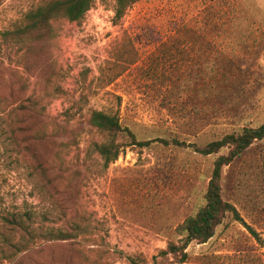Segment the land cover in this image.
<instances>
[{
  "label": "rangeland",
  "instance_id": "obj_1",
  "mask_svg": "<svg viewBox=\"0 0 264 264\" xmlns=\"http://www.w3.org/2000/svg\"><path fill=\"white\" fill-rule=\"evenodd\" d=\"M41 1L0 0V84L23 83L26 90L9 100L42 106L38 130L58 128L31 146L40 160H50L54 176L52 185L41 177L39 162L24 149L25 134L0 114V217L29 215L30 231L41 240L40 232L63 224L52 187L78 186L63 211L83 217L96 234L94 247L109 251L95 264H128L120 254L151 262L202 206L214 162L225 151L202 157L159 144L130 147L105 167L91 147L102 138L86 118L93 111L115 114L140 142L177 138L199 147L264 124V0H143L119 22L111 1L98 2L80 22L54 24L29 73L23 52L5 50L1 34ZM181 27L184 34L176 35ZM211 70L229 78V92L203 98L193 79L186 86L185 73L194 78ZM222 197L243 223L227 218L207 243L189 245L185 264H264V140L223 169ZM42 244L28 261L20 254L3 264H88L68 243Z\"/></svg>",
  "mask_w": 264,
  "mask_h": 264
},
{
  "label": "trees",
  "instance_id": "obj_2",
  "mask_svg": "<svg viewBox=\"0 0 264 264\" xmlns=\"http://www.w3.org/2000/svg\"><path fill=\"white\" fill-rule=\"evenodd\" d=\"M111 1L113 3L114 21H121L130 8L143 0H42L36 7L28 10L20 24L11 31H5L1 34V43L5 50H17V53L23 52L22 63L27 64L29 73L34 72L35 67L42 60L45 45L54 36V24L61 20L70 23L80 22L86 13L98 2L104 3ZM184 29L178 28L176 35L184 34ZM33 62V64H32ZM11 76L19 78L21 75L16 71L10 70ZM186 76L185 84L192 82L200 87V93L203 98L214 96H222L226 91L229 92V78L219 71L211 70L209 72L199 71L195 74ZM0 77L4 79L3 72ZM243 79V77H242ZM169 81L172 84V77L169 75ZM217 85L216 87H214ZM220 85V86H218ZM185 86V87H186ZM26 90L23 83L7 82L0 84V114L5 120H9L11 130H16L25 134L24 149L30 152L39 162V172L43 179L49 181L52 185L50 176H54L53 169L49 170L50 160L42 161L31 146L35 141L44 144L46 138L57 135L58 128H53L48 132L43 126L38 130L37 121L45 120L44 110L39 106L31 105L35 108H25L23 101L9 100L10 97ZM31 102V101H28ZM18 103V104H17ZM88 128L102 138L101 142L93 141L91 147L93 152L103 162L105 167L115 162L125 148L139 147L147 148L154 144L163 147H174L192 149L193 152L202 157L222 154L217 157L213 165V170L207 184L203 196V204L195 214L188 216L175 229L178 240L176 242H168L166 249L147 262L138 256L122 257L128 264H185L189 258L187 248L192 243L205 244L213 238L216 229L222 225L227 219L243 223L238 212L230 203L222 197V174L223 169L241 157L245 151L255 142L264 140V124L257 128H243L238 133H232L223 138L212 141L202 147L196 146L185 140L173 138L170 140L154 139L140 142L137 136L128 126H124V122L118 115L107 114L100 111L91 112L86 118ZM36 127V128H35ZM65 129V128H64ZM53 131V132H52ZM33 132V133H32ZM60 145H64L63 142ZM58 161L62 158L57 157ZM55 205L62 210L63 224L55 228L52 227L46 232H40L41 240L30 231L29 223L31 222L29 215L14 213H3L0 217V264L3 262H14L16 258L23 254L21 258L28 259L32 255V251L36 250L42 244L46 243H68L70 251L78 258H82L88 264L98 263L109 254V251L94 246H98L96 234L86 224L87 221L82 217H68L63 211L65 206L73 204V199H77L79 194L78 186L59 189L52 187ZM251 234L254 231L250 230ZM4 246L5 249L1 248ZM93 247V248H90ZM97 254V260L91 261L88 253ZM8 253V254H6ZM110 255V254H109ZM28 261V260H27Z\"/></svg>",
  "mask_w": 264,
  "mask_h": 264
}]
</instances>
